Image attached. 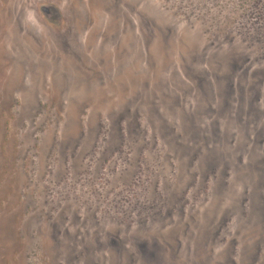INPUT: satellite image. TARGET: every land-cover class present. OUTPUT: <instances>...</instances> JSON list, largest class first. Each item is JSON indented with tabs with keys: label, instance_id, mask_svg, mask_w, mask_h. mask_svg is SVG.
Instances as JSON below:
<instances>
[{
	"label": "rangeland",
	"instance_id": "obj_1",
	"mask_svg": "<svg viewBox=\"0 0 264 264\" xmlns=\"http://www.w3.org/2000/svg\"><path fill=\"white\" fill-rule=\"evenodd\" d=\"M257 30L264 0H0V264H264V130L236 169L191 148L216 89L256 101Z\"/></svg>",
	"mask_w": 264,
	"mask_h": 264
},
{
	"label": "trees",
	"instance_id": "obj_2",
	"mask_svg": "<svg viewBox=\"0 0 264 264\" xmlns=\"http://www.w3.org/2000/svg\"><path fill=\"white\" fill-rule=\"evenodd\" d=\"M258 20V19H257ZM262 24H257L256 29L262 28ZM230 31V30H229ZM225 32H228L225 30ZM256 36L258 38L263 37L264 33L260 30H257ZM232 33V32H230ZM233 34V33H232ZM264 38V37H263ZM259 41V40H258ZM240 63H242L239 60ZM236 62L235 64H239ZM221 65V64H220ZM239 68V67H238ZM176 72L178 75L182 74L184 71L177 66ZM237 76L232 80L233 87L232 89H228V87L222 88L219 87L215 90L213 99L217 100V102H211L213 104L210 105L211 112L214 115L212 118L216 123V129L210 130L209 124L205 125L204 132L202 133V142H198L197 146H192L191 148L196 151H201L200 154L205 156L206 167L210 173L215 172L216 170H229L231 168L236 169V164H232V160H236V162L244 165L249 164L251 162L248 154L243 152H239L238 149L241 145L242 137H240V133L242 129H247L248 127L251 130H264V81H262L257 77L251 79L252 84L259 85L261 88L260 92L256 95V101L254 103H245V101H240L236 99L238 96L233 88L238 84ZM236 99V100H235ZM192 109L196 112L199 107L197 104H194ZM227 112L228 120H234L238 124V132L229 134L226 130L227 122L224 115L222 113ZM222 116V117H221ZM224 117V118H223ZM212 119H210L212 121ZM224 119V120H223ZM213 122V121H212ZM241 129V130H240ZM248 131V130H246ZM230 135V136H229ZM255 134H248L247 139L252 140L255 138ZM264 149V145H263ZM211 169H215L211 172ZM211 174L208 176V179H211Z\"/></svg>",
	"mask_w": 264,
	"mask_h": 264
},
{
	"label": "water",
	"instance_id": "obj_3",
	"mask_svg": "<svg viewBox=\"0 0 264 264\" xmlns=\"http://www.w3.org/2000/svg\"><path fill=\"white\" fill-rule=\"evenodd\" d=\"M44 10H46V11L49 12L50 9H49V7L45 6V7H44ZM49 16H51V15H49Z\"/></svg>",
	"mask_w": 264,
	"mask_h": 264
}]
</instances>
